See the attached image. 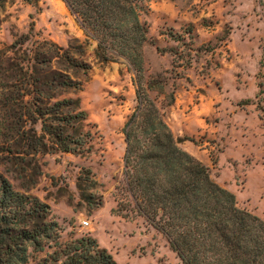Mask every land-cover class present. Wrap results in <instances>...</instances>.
Listing matches in <instances>:
<instances>
[{"label": "rangeland", "instance_id": "374dc122", "mask_svg": "<svg viewBox=\"0 0 264 264\" xmlns=\"http://www.w3.org/2000/svg\"><path fill=\"white\" fill-rule=\"evenodd\" d=\"M0 1V88L14 85L10 62L33 60L36 52L50 47L45 42H53L79 64L69 69L66 62L65 67L81 86L59 98L78 100L87 128L95 134L90 154L40 159L43 175L27 191L1 155L0 174L15 190L50 207L47 218L58 223L63 242L91 237L117 264H181L165 237L143 218L126 220L115 213L126 147L122 128L136 106L129 62L101 61L96 41L85 36L60 0ZM145 2L148 10L141 19L149 33L143 48L144 83L164 81L175 101L167 106L162 95L150 92L149 97L164 113L179 146L210 169L212 179L235 196L240 209L264 220V0ZM24 35L29 41L20 45ZM64 52L57 49L60 55ZM175 54H191V65ZM81 63L90 69L85 71ZM58 66L55 59L52 67ZM36 128L40 131V124ZM82 173L88 181H79ZM49 252L46 247L35 254L36 261ZM35 263L29 259L28 264Z\"/></svg>", "mask_w": 264, "mask_h": 264}, {"label": "trees", "instance_id": "16d2710c", "mask_svg": "<svg viewBox=\"0 0 264 264\" xmlns=\"http://www.w3.org/2000/svg\"><path fill=\"white\" fill-rule=\"evenodd\" d=\"M60 1L85 36L96 41L101 61L124 58L135 73L136 106L122 128L126 147L115 213L126 220L143 218L165 237L181 264H264V220L240 209L235 196L212 179L210 169L179 146L164 113L149 97L150 92L160 94L167 106L175 101L164 81L144 83L149 27L141 14L148 10L146 0ZM18 40L24 44L29 36ZM45 45L56 50L43 48L33 60H23L26 67L10 62L14 85L0 88V155L26 191L43 175L40 159L58 153L90 154L95 140L79 101L59 98L81 86L65 67L66 62L69 69L79 64L68 60L57 44ZM175 56L186 66L192 63L191 54ZM55 59L57 69L52 67ZM81 67L90 69L87 63ZM82 174L79 181H88ZM49 213L47 204L15 190L0 174V264H28L29 259L35 264H117L91 237L61 241L58 223L48 220ZM46 247L51 252L36 261L35 254Z\"/></svg>", "mask_w": 264, "mask_h": 264}, {"label": "built area", "instance_id": "2783aa9c", "mask_svg": "<svg viewBox=\"0 0 264 264\" xmlns=\"http://www.w3.org/2000/svg\"><path fill=\"white\" fill-rule=\"evenodd\" d=\"M89 224H90V222H89V221H84V222H83V226H84V227H87V226H89Z\"/></svg>", "mask_w": 264, "mask_h": 264}]
</instances>
